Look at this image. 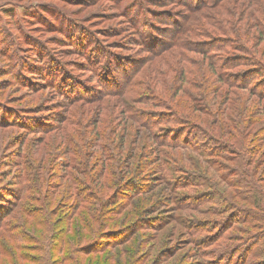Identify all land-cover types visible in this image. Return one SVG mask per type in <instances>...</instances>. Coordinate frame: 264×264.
<instances>
[{"label": "rangeland", "instance_id": "obj_1", "mask_svg": "<svg viewBox=\"0 0 264 264\" xmlns=\"http://www.w3.org/2000/svg\"><path fill=\"white\" fill-rule=\"evenodd\" d=\"M199 1L0 0V264H264V108L257 97L226 85L214 99L210 94L215 134L235 150L198 138L181 93H148L163 82L162 69L156 76L147 70V59L159 55L175 67L172 83L203 85L194 43L171 46L177 32L208 39L188 33L198 29L192 9ZM204 1L212 7L206 12L218 14L216 26L243 3L241 14L264 5ZM140 99L150 102L139 113L154 129L121 107L136 111ZM103 145H119V152H111L117 170L106 193L114 194L99 224L92 219L98 205L78 204L76 186H67L68 162L97 163L106 180L111 165L105 169L98 157ZM78 147L87 154L71 152Z\"/></svg>", "mask_w": 264, "mask_h": 264}, {"label": "trees", "instance_id": "obj_2", "mask_svg": "<svg viewBox=\"0 0 264 264\" xmlns=\"http://www.w3.org/2000/svg\"><path fill=\"white\" fill-rule=\"evenodd\" d=\"M262 2H264V0H262ZM208 4L210 3L205 2L204 0H200L198 4L193 5L192 10H194V14H197L199 22V26H197L199 30L196 28L195 30L199 33H195L194 29H188L189 34L195 37L203 36L204 38L208 39L195 41L188 37L187 34H184V32H177L173 35L175 40L171 45L173 46V48L176 47L177 50L181 48H184V50H188L190 49V47L185 46L191 44V41L194 43L195 48L190 50L197 52L201 56L200 65L201 67H203V85H199L196 81H193V79H188L185 82V87L184 84L176 85L175 83H172L168 76L171 72H175V67L164 56L159 55L156 61H153L152 57L147 59V62L150 64L147 70L150 69V71H153V74L156 76L158 70L162 69L161 75L163 76V82L161 85L155 84L150 87L148 89V93H152L153 95H155L158 94L157 92H163V94L165 95L166 92L169 91L173 92V95L175 96L181 93L180 100L181 102H184L183 106L186 115L192 118L190 120L194 123V126L199 130L198 138L202 140L211 139L217 142L218 144H227V147L235 149V147L230 142L225 141L224 139L223 141L222 138L215 134V118L213 117V110L212 108H210L214 106L215 103L212 101L210 94L213 95L214 99L215 95L222 88V85H226L229 89H231L228 92L231 91L233 94H242V92H244V89L250 90L257 97L258 106L264 108V85L257 84V82H264V5H262L263 10L260 7H256L254 9H251L250 13L241 14L244 11V8L246 7V4L243 3L242 9L237 10V14L234 12L227 13L226 25L222 26L221 24V26H216V21L212 14H218L216 12H206V9L212 8ZM209 27L218 30V32L212 34L209 31V34L208 31H206ZM186 30L187 29H185V32ZM260 44H262L263 46L261 51H257L252 47L260 46ZM185 57L187 56L182 53V57H179L178 59V64L180 63V70H184L185 68L184 64H182L184 61H186ZM122 73L124 74L123 70ZM187 73L191 74L189 70H187ZM242 78H248L249 81H243ZM215 84L220 85H217L216 88ZM198 88H201L202 92L196 91L198 90ZM128 94V90L122 91L121 89V95L124 96L125 99H129ZM238 94L233 97L237 98ZM157 98L159 99V97ZM172 98L173 97L171 96V99ZM81 100L84 101L83 98ZM188 101H190L191 105L187 104ZM161 102L162 104H166L164 101ZM148 103H150L148 100L146 101L140 99V101H136V104H139L141 106L136 111L133 105H127L123 103L121 104V107L131 111V116L133 117V119H139L140 121L145 122L151 129H154L156 127V124L151 119L139 113L141 111H147L143 108L147 106ZM171 104L173 109L176 108L177 110L182 111L178 109V107H182L180 106L182 105L180 102L176 103L175 105L171 102ZM177 110L176 112H178ZM235 134L240 138H243V136H245V133L242 129L237 130ZM250 136L251 135H249V137ZM164 137L167 143L170 142V135ZM185 143L189 147L194 148L195 150L201 149V145H196L192 140L186 139ZM103 146L105 147L102 149V151H100V155L98 157L105 158V160L101 162L103 165L106 164L105 169L108 165H111V167H109L110 172L107 174L106 180L103 178V176L105 175V173L103 174L104 171L95 172V169L97 167V165L95 164L97 163H95L94 165H90V162L85 161L83 157V160L73 159L69 160L68 162L71 173H69L68 175L69 182L67 183V186H76L75 190H77L78 193L75 196V201H77L78 204H80V202L82 201L85 203L92 201L94 202L93 204L98 205L97 211L99 212V214H96L92 219L97 222L99 221V224H101L103 216L105 217V203L114 194V191L111 194L106 193V191L113 189V187L107 185V182L111 181L114 175L113 172H116L117 170L113 164L109 163L113 159V155L111 154V152L119 149V145ZM167 146L169 145L167 144ZM71 152H73L74 154L81 153L79 147ZM82 154L86 155L87 153H81V155ZM224 172L226 174V170H224ZM77 176H88V183L85 180L78 181ZM133 176L135 177V175H127L124 178L129 180L134 178ZM95 179H98L99 181L97 185H90L91 187L88 189L89 191H87L83 195L81 192L79 193L81 185L93 183ZM123 183H121V185ZM123 186L124 185H122V187ZM125 188L127 187H123V191L126 192L127 189ZM94 190L95 194L92 193ZM128 190L129 191L127 192L129 193L134 191V189H132L131 187L128 188ZM89 196H92L91 199L85 200V198ZM90 229L92 230V228L89 227V231H87L90 232ZM75 233L76 238L73 240V242L77 241V235L79 236V234L81 233V229L77 230ZM67 244L70 245V243ZM200 253L202 254V252Z\"/></svg>", "mask_w": 264, "mask_h": 264}]
</instances>
